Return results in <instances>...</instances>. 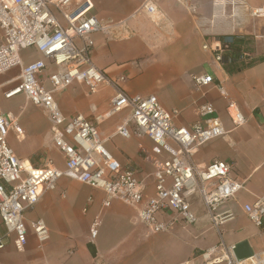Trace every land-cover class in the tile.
<instances>
[{"label":"crops","instance_id":"0c3cea01","mask_svg":"<svg viewBox=\"0 0 264 264\" xmlns=\"http://www.w3.org/2000/svg\"><path fill=\"white\" fill-rule=\"evenodd\" d=\"M93 12L103 20L123 21L109 34L92 35L91 58L94 65L110 78L123 76L121 87L130 95H154L167 110H177L173 119L177 126L202 121L196 107L210 102L226 133L202 146L193 154L194 162L206 166L213 160L232 164L231 175L243 182L235 197L222 204L218 211H229L230 217L220 226V234L211 226L201 204H192L197 221L186 225L175 223L169 230L150 233L136 218L135 208L114 199L103 207L104 193L86 184L61 177L52 191L44 192L38 202L24 214L28 225L27 243L22 252L11 241L0 250V264H199V252L216 244L220 236L227 244L245 241L253 253L264 249V234L244 213L242 207L257 196H264V32L255 36L250 46L253 62L239 71L212 62L203 42L213 45L219 36L250 34L247 13L264 10V0H188L191 11L177 0H154L157 12L134 14L143 0H91ZM239 18L231 17V13ZM264 31V30H263ZM258 39V40H257ZM24 64L42 58L35 48L21 51ZM56 68L46 61V76ZM211 74L221 83L227 97L214 87L197 90L192 77ZM19 68L0 74V109L16 116L23 135H8L15 154L33 166L52 160L58 168L63 159L53 146L50 123L45 112L29 103L22 94L9 98L5 93L18 82ZM115 94L113 85H103L90 93L78 82L54 93L55 100L67 118L77 114L94 121L104 114ZM235 102L245 122L239 127L231 123L226 107ZM129 110L115 113L98 122L107 150L123 165L136 169L145 183L146 193L154 191L153 166L139 152V146L152 149L148 137L123 138L117 127ZM62 193L64 195L62 196ZM100 220L95 239L88 229L93 218ZM41 218L50 232V239L40 250L30 230L32 221ZM165 218V216H162ZM71 251V253H69Z\"/></svg>","mask_w":264,"mask_h":264},{"label":"built area","instance_id":"2783aa9c","mask_svg":"<svg viewBox=\"0 0 264 264\" xmlns=\"http://www.w3.org/2000/svg\"><path fill=\"white\" fill-rule=\"evenodd\" d=\"M177 1L194 10L188 0ZM142 12L156 14L155 1L143 0L134 14ZM123 22L99 18L93 12L91 0H0V74L19 68L18 82L4 95L9 98L22 94L45 112L52 144L63 159L62 168L52 160L43 166H33L20 159L8 143V135L14 132L18 138L23 130L16 116L0 109V250L9 241L17 251L24 250L28 236L25 212L44 192L54 190L61 177L101 190L103 207H108L114 199L134 207L136 218L150 233L167 231L178 221L194 224L195 201L201 204L219 234L220 226L230 217L229 211L218 209L243 188V182L231 175L232 164L213 160L199 166L193 160L199 146L226 133L214 106L210 102L198 105L196 113L202 121L177 126L173 123L177 110L165 109L154 95L128 94L120 84L125 80L123 76L110 78L94 65L92 35L109 34ZM234 39L242 42L232 52L228 45ZM27 48H35L42 58L24 64L21 51ZM202 48L209 50L212 62L221 67L233 60L246 67L254 60L249 43L241 35L219 36L213 45L203 42ZM47 60L56 68L46 76L49 88L43 84ZM192 80L197 90L214 87L220 96L227 97L224 86L215 83L211 74L194 75ZM74 82L84 84L90 93L103 85H113L115 94L108 110L96 115L94 121L81 114L64 116L54 93ZM126 109L129 115L117 127L116 134L127 139L145 136L154 144L151 150L139 146L140 154L153 166L151 195L146 193L145 183L137 176L136 169L123 166L107 150L98 130L100 120ZM226 111L234 127L244 124L246 119L235 102L229 101ZM242 209L264 234V196H257ZM99 225L100 220L95 216L88 229L91 239L96 238ZM30 230L36 247L41 250L50 239L47 225L38 218L31 222ZM198 257L199 264H264V249L239 259L236 245L225 243L220 236L216 244L199 252Z\"/></svg>","mask_w":264,"mask_h":264},{"label":"rangeland","instance_id":"374dc122","mask_svg":"<svg viewBox=\"0 0 264 264\" xmlns=\"http://www.w3.org/2000/svg\"><path fill=\"white\" fill-rule=\"evenodd\" d=\"M254 9H251L248 11L247 13V18L250 22V24H252V29L250 30V34L246 35L245 33H243V31H240L239 33H233L235 35H241L244 37V39L246 40V42L249 43V45H252V40H254L253 38L255 36H257L258 34L263 33L264 31V12H256L255 14H253ZM231 17L233 18H239V14L232 12ZM258 40V39H257Z\"/></svg>","mask_w":264,"mask_h":264},{"label":"trees","instance_id":"16d2710c","mask_svg":"<svg viewBox=\"0 0 264 264\" xmlns=\"http://www.w3.org/2000/svg\"><path fill=\"white\" fill-rule=\"evenodd\" d=\"M222 38V37H221ZM242 42L241 39H234L233 42L231 44H229L228 48L234 52L238 49L240 43ZM251 49V48H250ZM225 67H227V71L229 72H233V71H239L240 68H242V66L239 64V62L236 61H231L229 64L225 65Z\"/></svg>","mask_w":264,"mask_h":264},{"label":"water","instance_id":"95a60500","mask_svg":"<svg viewBox=\"0 0 264 264\" xmlns=\"http://www.w3.org/2000/svg\"><path fill=\"white\" fill-rule=\"evenodd\" d=\"M236 255L239 259H244L252 255V252L248 249V245L245 241L236 245Z\"/></svg>","mask_w":264,"mask_h":264},{"label":"bare ground","instance_id":"6f19581e","mask_svg":"<svg viewBox=\"0 0 264 264\" xmlns=\"http://www.w3.org/2000/svg\"><path fill=\"white\" fill-rule=\"evenodd\" d=\"M256 12H264V10L263 9H261V8H258V9H254Z\"/></svg>","mask_w":264,"mask_h":264}]
</instances>
